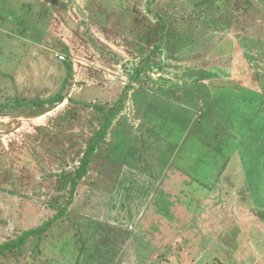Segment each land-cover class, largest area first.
<instances>
[{"label":"rangeland","instance_id":"1","mask_svg":"<svg viewBox=\"0 0 264 264\" xmlns=\"http://www.w3.org/2000/svg\"><path fill=\"white\" fill-rule=\"evenodd\" d=\"M251 1L255 2L248 11L252 21L234 28L246 31L249 24H256L245 34L264 40V0ZM148 2L0 0V106H5L0 110V245L53 219L58 212L51 207L56 197H63L60 203L66 204L68 191L59 192L57 178L51 175L65 168L77 171L102 122L98 112L83 106H114L144 58L138 44L153 47L159 43L157 21L147 13ZM245 6V0L234 4L241 16L239 23H244ZM221 15L208 6L204 13L198 12L203 22L187 20L186 34L196 36L202 44L208 38L207 49L196 53L186 41L181 43V51H173L179 30L171 28L164 53L152 60L129 93L121 126L134 124L138 136L147 123L153 125L162 117L169 131L159 124L155 130L157 135L166 134L164 140L143 133L147 147L138 145L147 158H140L138 150L127 153L122 161L129 167L126 169L109 159L112 144L117 142L115 133H110L102 152L93 159L89 175L80 183L70 206L71 220L54 223L43 238L39 255L35 252L37 239L31 238L23 248L0 258V264H73L80 231L90 234L89 250L106 248V255L100 254L92 264L113 260L116 264H219L214 257L221 247L225 253L217 255L223 264H264V221L257 216V209L264 210V106H259L261 98L254 93L264 92V55L257 48L251 51L246 42L243 46L236 42L233 65L221 60L223 75L200 80L198 72L207 69L209 61L208 45L221 41L230 27L225 19L220 20ZM63 61L73 64L64 91L68 100L42 106L30 103L46 101L60 92L70 71ZM239 96L244 102L230 106ZM24 101L30 104H16ZM148 106H160V115H147ZM116 128L118 125L113 130ZM151 166L158 167L160 174L169 171L161 177V186L157 185L158 175L139 176ZM181 184H188L182 196L180 191L173 192ZM154 189L149 209H157L164 201L161 210L169 221L176 220L172 203L180 202L192 213L196 207H187L185 200L194 202L192 206L202 200L204 208L211 207L205 211L206 217L199 208L198 218L191 224L203 221L204 230H199V240H191V244L185 240L190 246L177 256L160 251L176 238L160 242L158 234L153 235L150 228L156 224L151 221L156 220L155 212L140 214L137 223L132 219L144 203L142 211H148L145 201ZM82 219L87 223L79 224ZM114 226L132 232L129 240L124 235L114 243L118 250L113 248ZM238 226L245 231L240 240ZM90 227L97 228L96 240ZM147 251L150 255L145 259Z\"/></svg>","mask_w":264,"mask_h":264},{"label":"trees","instance_id":"2","mask_svg":"<svg viewBox=\"0 0 264 264\" xmlns=\"http://www.w3.org/2000/svg\"><path fill=\"white\" fill-rule=\"evenodd\" d=\"M6 1V0H4ZM124 0H122L123 3ZM238 0H149L148 8H147V13H149L153 18L156 19L157 24L156 27L159 29L158 33V40L159 43L155 44L153 47H148L145 44H138L139 45V53L141 57H144L143 60L140 62L139 67L137 66L131 75V83L125 88L121 98L116 102L114 106H102L101 104L99 105H92V106H83L84 108L95 110L98 112L101 117H102V122L100 123L99 128L95 131L93 134L88 147L86 148L83 158L81 159L80 165L77 169L76 172H67L62 170L58 174H52L51 176L57 178V189L59 192L64 193L68 191L67 194V200L66 204H61L60 201L63 197L59 196L55 198L54 204H52V208L57 210L56 216L51 219L50 221L44 223L42 226L25 231L22 235H20L17 239H10L8 241L3 242L0 245V258L5 257L9 253H13L16 250H19L23 248L31 238H36L37 239V245L35 252L39 255V247L43 241V238L45 237L46 233L50 230V228L54 225L55 222L59 221L60 219L63 220L64 218H68L71 220V213L72 210H70V206L74 203L76 194L78 191V188L80 186V183L84 181V179L89 175L93 159L98 156L101 150L103 149L102 147L105 145L107 140V137L109 136L110 133H115L116 135V140L117 142L115 144H112V149L111 153L109 155V159L112 161L123 165L122 161L123 158L127 153H130L131 151H140V158H143L144 149L138 145V142L142 144V146L147 147L146 139L143 138V133L148 132V134L151 137H160V141L164 140L166 134L164 135H157L158 131L155 130L157 128L158 124L160 126H164L165 131H169L168 127L166 128V124L163 120L162 117L156 119L155 121H160L156 123L154 121V124H146V128L144 131L140 132V135H135L137 132H135L134 129V124H130V126L122 127L120 123V119L122 116L123 111L126 109V106H124L125 102L127 101L129 97L130 91L134 88V84L140 81L141 76L143 75L144 72L148 68H150V65L152 64V60L161 53H164V46L166 42V36L167 32L169 30H172L171 28H177L179 32L177 33V36L174 39V50L175 52L181 51V43H184V41L191 43L190 49L193 50V53L198 52V50L201 51V49L205 48L207 49V46H205V43L208 42V38L206 37V41L203 42V44L198 41L196 36H191L189 34H186L189 31V28L186 26H189L187 23L188 19H196L197 21H202V18L198 16V12L204 13V11L207 9L208 6H212L216 10H218L222 15L220 16V20L225 19V23L229 24L230 27L224 31H227L225 33V36L221 39V41L216 43V40L213 43L208 45V54L207 57H209V61H207V69L199 71V79L202 80V78H212L214 76V79L217 76L223 75L222 68H220V65H222V61L227 62V63H232L230 67L233 65L235 58V48H236V42L244 45L248 44L249 48L252 50V48H257L261 54L264 55V40H260L259 38L256 39V37H252L248 34H245L246 31H249L250 29L253 28L256 24L252 25L249 24L250 26L248 27L245 31V28H243L241 31H236L234 26L236 24H247L248 22L252 21L251 15H248V11H252V9L255 7V2H252L251 0H245V16L243 17V22L244 23H239L241 21V16L239 13H237V9L234 7L235 2ZM123 5V4H122ZM31 6V4H30ZM225 8V10H224ZM31 9L33 7L31 6ZM259 8H256V11L259 10ZM261 10V9H260ZM252 14V13H251ZM190 19V20H191ZM183 27V29H182ZM205 27L207 29H210L207 27L205 23ZM182 29V30H181ZM212 31V30H211ZM218 32V31H217ZM231 32V35L228 34ZM144 33V31H142ZM219 33V32H218ZM211 39V38H210ZM190 56V55H189ZM58 57L61 58V55ZM206 57V58H207ZM176 58V57H174ZM217 60L216 62H213L214 60ZM65 64V67H67L70 71L68 72V78H66V81L63 84V87L61 88L60 92L46 100V101H36V100H30V103H37L38 105H44V104H55V103H63L66 99H68L66 93H64L65 88L67 86V80H69L70 73L73 72V64L69 61H63ZM215 68V69H214ZM213 69L216 72H213ZM72 71V72H71ZM196 74V73H195ZM224 76L228 77V73L225 74ZM202 85V84H201ZM206 86V91L209 93V88L207 85ZM250 91V90H249ZM254 93L258 94V96L261 98L260 100V105L259 106H264V92H257L254 91ZM27 101L16 103L17 105H26L30 103H26ZM244 101L242 99H236L235 101H232L230 106H239L240 103H243ZM239 103V104H237ZM149 107V106H148ZM147 107V108H148ZM151 107V108H150ZM148 110L147 115H156L155 113H158L162 111V108L160 110V106H150ZM5 108V106H0V110ZM139 108V107H138ZM147 110V109H146ZM137 117H143L145 119V115L143 114H138ZM151 117V116H150ZM147 117L146 119L148 120ZM126 119L121 120L125 125H128V123L125 122ZM118 125V128L113 130V128ZM155 125V127H154ZM120 126V127H119ZM130 128V129H129ZM163 131H161L162 134ZM142 135V136H141ZM153 139V138H152ZM154 140V139H153ZM141 141V142H140ZM136 142V143H134ZM138 145L140 147L135 146ZM152 144V143H151ZM114 145V147H113ZM133 149V150H132ZM133 153V152H132ZM147 158V156H145ZM121 161V162H120ZM123 167L126 169H129L128 166L123 165ZM141 169V168H139ZM152 169V166H151ZM138 172V171H137ZM143 171L142 173H144ZM139 173V172H138ZM142 173H140L139 176H145ZM153 177V176H152ZM2 193H10L9 191L2 190ZM61 195V194H60ZM250 207V204H249ZM251 209V208H250ZM257 216L260 220L264 221V210L261 209V211H258L257 209ZM85 219H82L79 221V224H82V221ZM87 220V219H86ZM85 222L87 223V221ZM84 223V222H83ZM93 225V224H92ZM119 225L124 226L122 223ZM110 227V226H109ZM120 227V226H119ZM91 228V227H90ZM80 230V228L78 229ZM93 235V239H97V228H91ZM114 230V232H113ZM114 233V239L115 242H120L122 239L121 237L126 235V238L128 240L132 237V232H122L120 228H117V226H114V229L112 227L111 230ZM90 234H86L83 231H80L78 234H76L77 241L80 244L78 252H76L75 260L73 264H92L93 261H97V258L100 254L106 255V253H103V251L106 250V248L102 246H98L97 249L89 250V242H88V237ZM122 241V240H121ZM112 244V245H113ZM117 244H114L113 248L116 250ZM97 246V244H95ZM118 250V249H117ZM154 250V248H152ZM151 250V251H152ZM131 253H133L135 250L132 249V247L129 250ZM109 261H112V255L111 252L109 251ZM150 255V252L143 253V257L145 259H148ZM147 261V260H146ZM148 262V261H147ZM94 264V263H93ZM109 264H116L114 260L112 263L109 262ZM121 264H124L122 262ZM223 264V262H222Z\"/></svg>","mask_w":264,"mask_h":264},{"label":"crops","instance_id":"3","mask_svg":"<svg viewBox=\"0 0 264 264\" xmlns=\"http://www.w3.org/2000/svg\"><path fill=\"white\" fill-rule=\"evenodd\" d=\"M66 100H68V99H66ZM64 102H66V101H64ZM63 102V103H64ZM142 169V168H141ZM148 169V168H147ZM157 169H158V167H156V166H154L153 168H152V170L151 169H149L148 171H145L144 173H142V174H144V175H146V174H148V175H151V176H157L158 175V186H161L162 185V183H160V180H161V177L162 176H166L167 174H168V172L167 171H164V172H162L161 174L160 173H158L157 172ZM165 172L167 173V174H165ZM184 176V175H183ZM163 178V177H162ZM158 186L156 187V188H158ZM177 186V185H176ZM179 186H181V188L180 189H173V192L175 193V194H177V191H180L181 192V196L183 195V193L182 192H184L185 190V188L187 189V186H188V184H181V185H179ZM171 187H173V185L171 184ZM156 191H157V189H154V190H152V194H151V197H150V200H146L145 202L148 204V211L147 212H143L142 211V208H143V206H144V204H143V206L141 207V209L139 210V211H137V215L136 216H134V217H132V219L133 220H135V223H137V221H138V219L137 218H139V215L141 214L142 215V217L144 216V215H147L148 213H151V212H155L154 214H153V218L154 219H156V220H151L152 221V223H156V224H151V230H152V233H153V235H154V232H156L157 234H158V236H159V241L160 242H165L166 240H170V239H172V238H176V242L173 240V243H171L168 247H162L161 249H160V251L162 252V253H169L170 255H175V256H177V255H179V254H182L183 252H184V248H189V246L190 245H188V246H186L187 244H191L192 242H191V240H199V237L201 236V234H200V232H199V230H201V231H203L204 230V227H205V222H203L202 221V224H200V225H192L191 223L192 222H195L196 220H197V218H198V212L200 211L201 212V215H203V216H205V214H206V212L205 211H207L209 208H211V207H208V208H204V206L205 205H202V200H200L199 202H197V204L196 205H194V206H192V204L194 203V202H192V201H184L185 202V204H186V206L187 207H196V209L194 210V212L195 213H192V211H190V210H187V209H185L184 207H183V205L182 204H180V202H176V204H171V206L173 207V209L175 210L174 211V216L176 217V220H173V221H169L170 219L168 218V217H166V216H163L164 214H163V210H161L162 209V204H164V201L163 202H161L158 206H157V209H149L150 208V206L151 205H149L151 202H153V195H155V193H156ZM154 192V193H153ZM149 197V196H148ZM206 203L209 205V200H206ZM180 205H182V206H180ZM176 207H177V209H176ZM202 207V208H201ZM199 208H201L200 210H199ZM177 210H180V212L179 213H176L177 212ZM199 210V211H198ZM178 214V215H177ZM215 216V215H214ZM206 217V216H205ZM145 218L146 217H144L143 218V220H142V222L143 221H145ZM132 226V225H131ZM190 227V229H188ZM194 227H196V231L194 232L193 230H194ZM185 229V230H184ZM237 229H239V231L241 232L240 233V235L238 234V240H240L241 238H242V236H243V238H244V233H245V231H244V228H241L240 226H238L237 227ZM190 231H192L191 233H190ZM222 232H225L224 230H222ZM190 234H192V235H190ZM210 235H208V236H206V237H209ZM232 236H233V234H232ZM140 237V236H139ZM229 237H231V236H229ZM205 238V237H204ZM185 240H188L189 241V243H185ZM234 241H236V243H237V240L236 239H233ZM178 242L180 243V244H178ZM215 243V242H214ZM217 246H220V245H218V243H215ZM238 244V243H237ZM160 243H158V245H157V247L159 248L160 247ZM204 245H206V244H204ZM207 245H208V243H207ZM255 245V244H254ZM177 246H179V249L175 252V248L177 247ZM196 246V245H195ZM198 246V245H197ZM207 247V246H206ZM238 247H240V249H241V245L240 244H238ZM237 247V248H238ZM154 249H155V247H153ZM198 248V247H197ZM261 249L263 250V247H261ZM154 251V250H153ZM257 254H260V253H258V251L257 250H254ZM264 251V250H263ZM224 248L223 247H221V252H219V253H217V254H222V255H224ZM217 254H215V257H214V260L217 262V263H219V264H222L220 261H219V256L217 255ZM201 259H204V256H202V258ZM243 261V260H242ZM256 263V262H255ZM191 264H193V263H191ZM234 264H240V262L239 261H236ZM249 264H251V263H249Z\"/></svg>","mask_w":264,"mask_h":264},{"label":"built area","instance_id":"4","mask_svg":"<svg viewBox=\"0 0 264 264\" xmlns=\"http://www.w3.org/2000/svg\"><path fill=\"white\" fill-rule=\"evenodd\" d=\"M63 59V57H61Z\"/></svg>","mask_w":264,"mask_h":264}]
</instances>
